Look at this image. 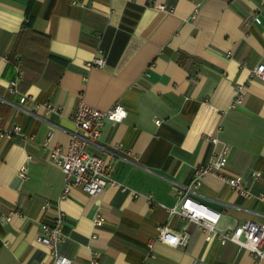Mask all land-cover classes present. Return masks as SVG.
<instances>
[{
	"label": "crops",
	"instance_id": "crops-1",
	"mask_svg": "<svg viewBox=\"0 0 264 264\" xmlns=\"http://www.w3.org/2000/svg\"><path fill=\"white\" fill-rule=\"evenodd\" d=\"M98 55L103 66L87 65ZM258 63L264 0H0V124L21 126L0 136V213H22L0 224V264L49 262L36 236L58 212L59 252L72 264H88L92 251L98 264H264L230 240L205 239L194 222L166 209L209 157L211 135L229 145L224 172L264 193V80L250 75ZM14 79L16 91H8ZM238 82L242 103L231 106ZM79 100L125 108V118L106 120L88 145L124 189L107 185L89 195L75 187L61 197L63 173L48 147L67 145ZM190 195L220 213V230L247 219L264 224V198L245 197L214 175ZM98 211L104 221L94 226ZM166 223L189 232L186 244L156 240L149 248Z\"/></svg>",
	"mask_w": 264,
	"mask_h": 264
},
{
	"label": "built area",
	"instance_id": "built-area-1",
	"mask_svg": "<svg viewBox=\"0 0 264 264\" xmlns=\"http://www.w3.org/2000/svg\"><path fill=\"white\" fill-rule=\"evenodd\" d=\"M256 22H260V18L253 16ZM100 54L102 53L99 49ZM230 55V52H227ZM106 60L103 55L93 57L87 61V65H96L101 67ZM21 71L18 70V77ZM252 77H257L264 80V64L258 63L252 67L250 71ZM17 79L8 82V91H16ZM242 83H236L235 95L231 106H238L242 103ZM74 111L71 115L74 124L73 131L70 132L68 143L65 147L54 145L48 147V157L50 161L58 166L63 173L64 185L61 191V197L69 195L70 191L77 187L89 195H95L105 188L107 185L121 186L112 176V169L105 164L102 156L90 153L88 145L96 143V140L101 134L102 127L106 120L115 123L122 121L126 116V110L120 103H114L107 109H99L88 105L83 100L77 101ZM47 110H54L56 107L50 103H43ZM37 106V103H35ZM155 123H159V119H154ZM21 133V126L19 124H12L9 127H4L0 124V136L4 138H11L13 134ZM50 132H47L43 140V145L48 146ZM26 139H33L32 134H23ZM208 140L212 143V152L203 163L196 165L190 178L186 184L179 185L176 196L177 202L175 206L167 207L170 215L176 214L183 219L194 222L202 231L205 239H209L213 235H218L220 243L230 240L236 243L239 247L246 249L254 257L264 258V224H260L253 220L247 219L234 225L230 230L218 229V219L220 213L211 209L207 205L194 199L190 193L198 189L207 174L214 175L222 179L230 188L245 197H253L263 199L264 193H256L243 182L240 175L230 176L224 172V167L227 162V153L229 149L228 143L217 138L216 135L208 136ZM118 143L116 148H120ZM28 158L30 156H27ZM20 174L25 175V168L21 167ZM252 176L256 178L257 173L253 172ZM49 205L45 201L43 208ZM21 215L19 208L10 209L6 213H0V224L11 220L13 215ZM64 215L58 212L51 223H41L40 233L36 236V241L42 244L47 251L50 261L42 264H72V261L63 256L59 252V245L63 240L62 227ZM104 221L103 214L98 211L94 218V226H100ZM189 238V232L186 229L174 231L167 223L157 226V233L155 237L150 240L149 248L152 247L154 241L161 240L170 245L184 246ZM153 253L150 250L149 257ZM88 264H98V253L92 251ZM141 264H149L145 259Z\"/></svg>",
	"mask_w": 264,
	"mask_h": 264
},
{
	"label": "trees",
	"instance_id": "trees-1",
	"mask_svg": "<svg viewBox=\"0 0 264 264\" xmlns=\"http://www.w3.org/2000/svg\"><path fill=\"white\" fill-rule=\"evenodd\" d=\"M124 18H125V16H124ZM135 21V20H134Z\"/></svg>",
	"mask_w": 264,
	"mask_h": 264
}]
</instances>
